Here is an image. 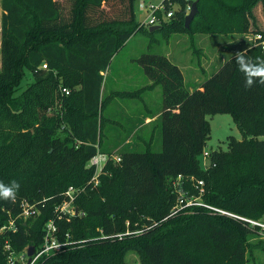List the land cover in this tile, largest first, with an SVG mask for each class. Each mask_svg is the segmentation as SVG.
Wrapping results in <instances>:
<instances>
[{
    "label": "trees",
    "instance_id": "16d2710c",
    "mask_svg": "<svg viewBox=\"0 0 264 264\" xmlns=\"http://www.w3.org/2000/svg\"><path fill=\"white\" fill-rule=\"evenodd\" d=\"M194 1L164 0L160 18L173 8L170 2L178 8L155 31L168 36L189 29L186 10ZM199 2L217 13L215 24L235 12L225 32L253 31L260 35L255 45L263 44L264 0ZM1 7L0 181L16 180L20 189L15 201L0 199V264H7L5 243L18 252L31 245L38 250L51 219L65 244L36 264H126L125 249L131 248H139L147 264H247L246 236L264 230V86L245 89L231 55L190 88L180 65L153 52L135 59L151 84L107 92L105 72L113 57L148 27L136 18L135 0H1ZM245 50L255 60V46ZM26 70L34 80L17 94ZM157 85L162 103L153 110L142 93ZM125 98L145 104L124 107L128 125L113 117L120 111L113 104ZM157 113L153 138L144 144L139 132L146 116ZM213 113L233 114L243 138L232 136L228 149L210 151L214 165L206 169L199 156L210 136L207 115ZM255 116L261 126L247 128L244 121ZM99 152L118 154L121 161L109 159L95 185L96 168L89 162ZM192 177L203 180L202 194ZM172 181L185 195L200 194L202 204L172 213V193L157 220L144 218L139 230L128 226L131 213L121 199L139 201L159 189L168 194ZM69 186L78 189L79 213L60 218L57 207ZM24 200L36 205V214L22 216ZM11 218L16 231L3 229Z\"/></svg>",
    "mask_w": 264,
    "mask_h": 264
},
{
    "label": "rangeland",
    "instance_id": "374dc122",
    "mask_svg": "<svg viewBox=\"0 0 264 264\" xmlns=\"http://www.w3.org/2000/svg\"><path fill=\"white\" fill-rule=\"evenodd\" d=\"M162 0H135L136 18L139 22H147L150 14L156 8H162ZM173 8H178L177 4L170 2ZM216 7L220 6L217 5ZM191 6L186 10L187 14L190 12ZM161 12V11H160ZM157 12V14H160ZM199 15H195L194 20L190 24V28L183 31L179 30L173 32L171 35L163 36L161 32L150 31L148 23L145 31L135 32L123 45V47L113 57L110 69L106 76L105 87L107 92L110 90H135L149 82V78L145 74L141 65L135 59L144 53H163L167 55L173 62L180 65L183 70L187 85L196 87L198 81H202L208 76L214 67L219 65L229 56L234 55L237 51L245 50L250 46H255L257 51L256 57L264 58V42L263 44H256L255 40L259 36L253 31L245 33H230L225 32L226 20L235 22L236 13L227 12L222 16L218 24H215L217 13L212 9L211 5L207 8H202V2L198 4ZM197 12V13H198ZM1 17L2 7L0 0V68H1ZM158 22L152 24L157 25ZM148 30V31H147ZM258 36V37H256ZM259 52V53H258ZM130 75V76H128ZM34 80V76L30 70H26L25 76L21 80L17 94H20L26 89ZM110 82V83H109ZM155 97L153 102H150L153 110L159 107L162 103V89L159 85L155 89ZM160 96H159V94ZM120 102L115 101L113 104L119 108L117 115H113L122 124H127L129 114L124 112V107L127 103L132 106V109L138 108L141 105L145 108V104L140 99L125 98L120 99ZM207 119L210 122V136L207 140L204 152L213 150L228 149L229 141L233 136L236 139H242L243 134L235 122V118L231 113H213L208 114ZM261 117L255 116L252 120L244 121L247 128H259L262 122H259ZM144 129V128H143ZM250 137V134L247 135ZM255 137L259 136L257 134ZM120 148V147H119ZM118 148L114 152H118ZM162 149V136L160 130L156 131V146L155 150ZM204 152L200 154L199 160L202 166L208 164V160L204 158ZM174 189L163 193L159 189L155 195L140 199L139 201L131 198H122L121 203L124 208L129 210L132 220L128 219V226H134L137 230L144 228L143 219H155L164 211L167 210L165 200L172 198V193L176 196L182 195V190L177 181L168 182L166 188ZM27 189L33 190L30 185ZM184 191V190H183ZM176 192V193H175ZM117 194L114 193V196ZM172 196V197H171ZM172 200V199H171ZM175 200V203H176ZM174 203V204H175ZM136 206V207H135ZM174 206V205H173ZM262 227H264V222ZM247 242V264H264V230H253L246 236ZM125 263L126 264H147L146 256L139 248L125 249Z\"/></svg>",
    "mask_w": 264,
    "mask_h": 264
},
{
    "label": "built area",
    "instance_id": "2783aa9c",
    "mask_svg": "<svg viewBox=\"0 0 264 264\" xmlns=\"http://www.w3.org/2000/svg\"><path fill=\"white\" fill-rule=\"evenodd\" d=\"M172 3V2H171ZM162 8H156L153 10V12L150 14V17L148 19L147 22H144L145 24L148 23V26L161 21L162 20H166L168 18H170L173 14H174V8H170L167 10L166 13H162L161 18L160 16H158L157 12L161 11L163 12L165 5H164V0H162L161 2ZM260 37V35H258ZM43 67H47L46 63L43 64ZM62 93L65 94H69L70 93V89H68L67 87H62L61 89ZM209 152H204V158L207 159L209 162L208 164L204 165V168H208L211 165H214V163L212 164L210 162L209 159ZM109 159H114L116 161H121V157L118 154H106V153H97L95 156H93L89 162L90 165L95 166L96 171L95 174L92 178V181L94 182L95 185H97L99 183V175L102 173L104 166L106 165V163L108 162ZM182 179V176L179 175L177 178V181L179 182ZM191 180L194 182V184L196 186L199 187V192L200 194L203 193L204 191V182L203 180H197L195 181L193 179V177L191 178ZM177 182V183H178ZM179 184V183H178ZM182 195L177 198V201L175 203V205L172 207V213H176L180 210L186 209V207L189 206H194V205H201L202 204V198L201 195L199 194L198 196L191 194V195H185L186 193H183ZM66 199L65 201L59 205L57 207V210L59 211V217L61 218L63 214H69V215H77L79 213L78 209L76 208L75 205V200L76 197L78 195V189L74 186H69L68 189L66 190ZM22 206H23V213L22 216L24 218L29 217L30 215H34L37 213V208L36 205L30 204L29 202H27L26 200H24L22 202ZM223 212V211H222ZM3 229H9V230H13L16 231L17 229V225L15 224V219L11 218L9 220V223L7 224V226H4ZM59 227L56 224L55 220L51 219L47 222L46 227H45V234L43 236V242L41 247L37 250L35 248V252L31 257V260L29 255H28V248H26L23 251H16L14 248H12V246L9 243H5L4 246V250L6 253V257H7V264H36V262L42 258L43 256H48L50 254H53L57 251H60L63 249V244H65V242H62L59 239ZM69 234L66 233L65 237L68 238Z\"/></svg>",
    "mask_w": 264,
    "mask_h": 264
},
{
    "label": "clouds",
    "instance_id": "9594fccd",
    "mask_svg": "<svg viewBox=\"0 0 264 264\" xmlns=\"http://www.w3.org/2000/svg\"><path fill=\"white\" fill-rule=\"evenodd\" d=\"M239 71L245 77L244 87L250 89L254 86H264V58L256 57L255 60L247 55L246 50L234 54ZM20 184L16 180L8 184L0 181V199L15 201Z\"/></svg>",
    "mask_w": 264,
    "mask_h": 264
},
{
    "label": "crops",
    "instance_id": "0c3cea01",
    "mask_svg": "<svg viewBox=\"0 0 264 264\" xmlns=\"http://www.w3.org/2000/svg\"><path fill=\"white\" fill-rule=\"evenodd\" d=\"M179 65V64H178ZM107 74H108V70L105 72V75L107 76ZM128 76H130V75H128ZM186 81V80H185ZM200 81H198V83H199ZM110 83V82H109ZM197 83V84H198ZM148 84H151V81H149V82H147V83H145L143 86H141V87H139L138 89H140V88H143V87H145L146 85H148ZM159 85H157L156 87H158ZM156 87L155 88H153V89H144V92L142 93L143 95L142 96H144L143 97V99L142 100H144V103L145 104H151L150 102H153L154 101V98H156L155 97V89H156ZM190 88H192L191 86H190ZM113 90V89H112ZM111 90V91H112ZM135 90H137V89H135ZM129 91V90H128ZM158 94H159V92H158ZM159 96H160V94H159ZM134 99H139V98H134ZM127 105H129V103H127L126 105H125V107L127 106ZM159 116V114L157 113V114H155V115H153V117H151V116H146V119H145V121H144V123H143V125H142V129H141V131L139 132V138H140V141L141 142H143L144 144H146V143H148L152 138H153V134H154V125H153V121L157 118ZM144 128V129H143ZM132 140V137H129V139H128V141H131Z\"/></svg>",
    "mask_w": 264,
    "mask_h": 264
},
{
    "label": "water",
    "instance_id": "95a60500",
    "mask_svg": "<svg viewBox=\"0 0 264 264\" xmlns=\"http://www.w3.org/2000/svg\"><path fill=\"white\" fill-rule=\"evenodd\" d=\"M197 12H198V0H195L191 6L190 12L185 17V27L186 28H190V24L192 20L194 19L195 15L197 14ZM160 26H161L160 24L151 25L149 29L150 31H154V30L159 29ZM34 252H35V246L33 245L29 246L28 252H27L30 257L29 260H31V257L34 254Z\"/></svg>",
    "mask_w": 264,
    "mask_h": 264
}]
</instances>
